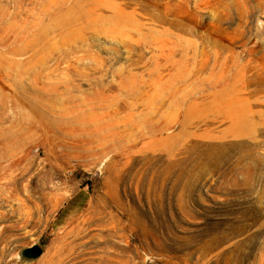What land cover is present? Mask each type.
Masks as SVG:
<instances>
[{
	"label": "rangeland",
	"instance_id": "rangeland-1",
	"mask_svg": "<svg viewBox=\"0 0 264 264\" xmlns=\"http://www.w3.org/2000/svg\"><path fill=\"white\" fill-rule=\"evenodd\" d=\"M0 264H264V0H0Z\"/></svg>",
	"mask_w": 264,
	"mask_h": 264
}]
</instances>
